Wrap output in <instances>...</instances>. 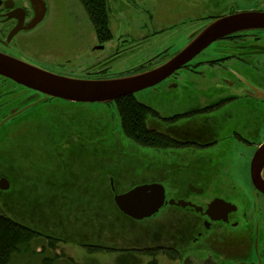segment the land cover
Returning <instances> with one entry per match:
<instances>
[{
  "label": "flooded vegetation",
  "instance_id": "1",
  "mask_svg": "<svg viewBox=\"0 0 264 264\" xmlns=\"http://www.w3.org/2000/svg\"><path fill=\"white\" fill-rule=\"evenodd\" d=\"M107 7L110 29L117 12L118 26L123 23L134 33L122 29L111 44L112 29L108 40L95 32L91 50L103 53V64L146 52L147 44L155 47L141 63L101 78L161 65L181 49L176 43H188L220 17L240 12L264 14V4L241 7L231 2L224 10L218 7V0H107ZM49 11L48 0H0V54L60 74L35 58V52L45 50L40 30ZM168 40L174 44L163 45ZM160 83L167 90L158 87L156 91L166 101L160 109L149 105L147 125L160 138L177 143L161 151L174 158L162 167L175 170L176 176L160 182L165 202L152 215L158 216L162 210L158 218L166 220L175 239L164 250H177L174 254L179 255L177 244L188 242L189 248L201 254L196 260L188 254L179 264H264V192L251 178L252 157L264 144V27L216 39ZM19 90L27 94L20 98ZM44 99L43 93L0 74V122L13 114L0 124V131L10 120L26 122L28 112L40 109ZM21 101L24 103L19 104ZM117 135L126 137L121 130ZM150 150L154 154L155 149ZM260 175L264 180V164ZM180 200L186 203L178 204Z\"/></svg>",
  "mask_w": 264,
  "mask_h": 264
},
{
  "label": "rangeland",
  "instance_id": "2",
  "mask_svg": "<svg viewBox=\"0 0 264 264\" xmlns=\"http://www.w3.org/2000/svg\"><path fill=\"white\" fill-rule=\"evenodd\" d=\"M48 2L50 11L40 30L45 50L35 52V58L42 63H47L49 68H55L58 73L66 74L64 76L105 77L104 74L141 63L151 55L148 54V50L155 47L153 43L147 44L146 52L123 56L120 59L113 58L103 64L101 60L103 53L91 50V44L95 43L96 39L95 29L80 0H48ZM231 2L241 7L264 4V0H218V7L228 10ZM206 11L209 9L207 8ZM114 17L120 20L117 12L112 15L111 29L114 38L111 44H115L118 40L122 29L134 33L132 28L128 30L123 23H119V27ZM170 44L174 43L168 40L163 45ZM186 44L176 43L175 47L182 49ZM111 47L113 48L114 45ZM189 76L194 78V75L189 74ZM179 84L181 85V82ZM158 87L159 90H167V87L160 83L155 88L142 89L135 95L138 100L160 109L162 102L166 100L162 98V93L156 91ZM29 93L31 94V91ZM26 94V90H19L17 95L21 98ZM23 103L24 101H21L19 104ZM69 105H71V111H68ZM43 109L44 115L35 119L36 126L27 123L19 127L16 119L10 120L0 131V138H3L0 139V177L6 176L10 181L8 189H0V208L11 216H18L25 223L32 224L44 234L62 237L66 242L58 241L55 249H52L45 237L34 239L28 251L13 256L11 264H45V257L52 258L51 264H179L181 259L188 254L193 260L201 255L197 250L189 248L188 242L177 244V247L181 248L179 255L174 254L177 250L174 252L164 250L166 247H172L174 243L172 240L175 239L171 237L172 232L166 220L158 218L162 210L158 216H150V218L134 222L124 217L117 209V213L112 214V217L117 218L114 219L116 228H112L110 226L112 222L101 220L102 215L98 214L93 217L92 214H81L91 212L90 209H86L87 207L83 206L78 213L77 203H88L91 196L88 199L82 194L81 198H75L72 196L77 195V190L73 192L69 190L77 185L85 189L91 187L92 178L97 177L94 171L97 166L103 168L101 162L106 161L112 166L122 165L128 173L126 174L128 180L150 182L157 178L156 180L160 182H167L176 176V171L173 169L166 171L162 166L165 167V162L173 161L172 156L169 157L157 151L151 154V148L141 147L127 137L118 136L117 132L121 130L118 112L115 109L117 118L115 119L112 115L113 109L106 106L102 108L100 103L75 102L69 104L60 98H51L47 99L40 109L30 110L28 117L36 115ZM93 109H99L98 114L102 118L94 115ZM58 111L67 113L65 126H63L64 122L60 121L62 115L60 117ZM51 116L54 117L51 118ZM53 119L57 120V125L61 122L59 128L54 126ZM148 123H150L149 120H147ZM66 128L69 133H65V137L61 136ZM54 137L66 140L60 150L75 141H88L85 153L71 152L68 160L67 150H65L60 160L49 159L52 146L50 140ZM93 150L97 154L94 155ZM57 161L62 164H58ZM66 162L68 169L61 172ZM54 168L57 173L54 176L49 175L47 171ZM116 186L118 193L125 191L128 187L121 182V178ZM64 196L72 197L68 200L74 204L67 206L65 201L61 202ZM110 206L115 208L113 204ZM82 215L87 219L84 222H82ZM81 226H85V229L80 232L78 228L80 229ZM84 241L112 246L117 248V251L90 252L79 245ZM41 248H44L42 253L38 255L33 253L34 250L40 252ZM56 253H64V255L57 256Z\"/></svg>",
  "mask_w": 264,
  "mask_h": 264
},
{
  "label": "water",
  "instance_id": "3",
  "mask_svg": "<svg viewBox=\"0 0 264 264\" xmlns=\"http://www.w3.org/2000/svg\"><path fill=\"white\" fill-rule=\"evenodd\" d=\"M41 19L42 17L39 18ZM257 27H264V14L240 12L220 17L201 29L191 41L161 65L120 77L95 79L64 76L3 54H0V74L43 93L45 98L55 97L71 102H111L160 83L216 39L235 31ZM12 115L3 119L0 124ZM263 164L264 144L255 151L251 160L252 182L262 192L264 180L260 174ZM9 187L8 178L0 177V189L6 190ZM114 201L124 214L134 219H143L155 214L164 204L165 188L157 182L136 185L126 192L115 194ZM170 202L173 203V199ZM181 203L184 205L186 202L178 201V204Z\"/></svg>",
  "mask_w": 264,
  "mask_h": 264
},
{
  "label": "trees",
  "instance_id": "4",
  "mask_svg": "<svg viewBox=\"0 0 264 264\" xmlns=\"http://www.w3.org/2000/svg\"><path fill=\"white\" fill-rule=\"evenodd\" d=\"M80 2L83 4L86 10V13L88 14V17L92 21L97 36L102 40L110 39L112 37V32H111L110 25H109V10L107 7V0H80ZM51 98H54V97L45 98L43 101L45 102L47 99H51ZM61 100L69 104L75 103V102L67 101L64 99H61ZM94 103H98V102H94ZM70 106L71 105L67 107L68 111H71ZM100 106L102 108L106 106L109 109H113L112 115L114 117H115V109H116L120 117L121 131L125 134V136L128 139H130L131 141H133L134 143H136L137 145L141 147H144V148L153 147L155 149L154 150L155 152L156 151L161 152L165 148L172 147L177 144L175 141L171 139L167 140V139L160 138L158 134L154 133V131H152L149 128V126L147 125V120H148V117L150 116L151 107L148 104L138 100L135 94L125 95L111 102L100 103ZM109 106H112V107H109ZM93 111H94V115H97L100 118H102L101 115L98 114L100 113L99 109L98 110L93 109ZM44 113L45 112L43 109V111L40 114L36 113V115L35 114L30 115L26 122H23L22 120H20L19 127L20 126L23 127L27 123H29L31 126H34L35 121H36L35 119L39 118L40 115L43 116ZM58 113L60 117L62 115V119H60V121L63 123L65 121V115L67 113L62 112V111L60 112L58 111ZM52 117L54 116H51V118ZM115 119L117 118L115 117ZM61 122L59 125H57V120L53 119L54 126L57 128H59V126L61 125ZM63 126H65V122L63 123ZM65 133H69L68 128L65 129V131L63 132V134H61V136L65 137L66 135ZM64 141H66L65 138L57 139V137H54L52 140H50L52 146L50 147V152H49L50 156H48L49 159L57 158V160H60L61 159L60 156L63 157L65 150H67L68 160H69V156L71 155V152H80L82 154L85 153V149L87 147L88 141H75V142H72L65 149L60 150L61 145L66 143ZM130 144L131 143H129V145ZM94 150H93V154L95 155L97 154V152H95ZM105 155L106 154H104V156ZM57 162L58 164L59 163L62 164L60 161H57ZM67 162L64 164V167L60 170L61 172L64 171L65 169H68ZM101 163L103 164V168H99L97 166V169L94 171L97 177L94 179L92 178L91 187L85 189L77 185V187L69 189V190L70 192L77 190V195L72 196L75 198H81V196H83L82 194H84V197L88 199L91 196L90 201L88 203H85V202L77 203L76 206L78 208V211H77L78 213L83 206L85 208L87 207L86 209H90L91 212H85V213L80 212V213L83 215L92 214L93 217L97 216L98 214L102 215L103 217V219H101L102 221L112 222L110 223V226L112 228H116L115 227L116 220L114 219H117V218L112 217V214L115 215L117 213L116 210L118 209L114 203V198H113L114 192L118 193L117 186H116L117 181L119 182V178H121V182L124 183V185H128L126 190L132 188L136 184H139L141 181L128 180V178H126V174L128 173L124 169V167H122V165H120L119 167H116L115 165L113 166L109 165L107 161L104 163L103 162ZM56 171L57 170H55L54 168L52 170H48L47 172L49 175L54 176V174L57 173ZM135 176L137 177V175ZM123 178H125L126 180H124ZM156 179L151 180L150 182H154V181L160 182V180H156ZM111 180H113V186L111 184ZM72 195H74V193ZM72 197L64 196L61 202L65 201V204L66 203L68 204L67 206H72L74 203L69 202L71 200H68V199H71ZM107 202H109L110 204ZM106 204L109 206L113 204L115 208H113L112 206L109 207ZM85 208H84V211H85ZM2 210L3 209L0 208V264H11L13 256L15 254L21 255L24 251H28V249L30 248L31 242L34 239H39V238L41 239L42 237H45L48 241L49 247L52 249H55L58 241L66 242L64 238L55 237L51 234H44L41 230L35 228V226H33L32 224L29 225L25 223L24 221H22L18 216L14 215L13 217L11 216V214H8L6 211L4 210L2 211ZM119 212L124 217L129 218L124 213H122L120 210ZM82 219H83L82 222H84V220H87L85 219L84 216ZM84 224L85 226H87L86 223ZM94 224H95V221L92 222V230L94 228ZM85 226H81L80 229L78 228V230L81 232L82 230L85 229ZM79 245L83 246L90 252L117 251V248L115 247L103 245L100 243H94V242L84 241L83 243H80ZM43 251H44V248H41L40 252H35L34 250L33 253H37L36 255H38L39 253H42ZM56 255L60 256V255H64V253L63 254L56 253ZM45 258H46L45 264H51L52 258L50 257H45Z\"/></svg>",
  "mask_w": 264,
  "mask_h": 264
}]
</instances>
